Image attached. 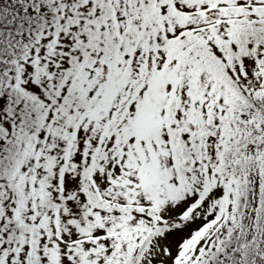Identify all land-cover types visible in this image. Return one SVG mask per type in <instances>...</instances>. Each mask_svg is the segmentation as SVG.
<instances>
[{"label": "snow or ice", "instance_id": "obj_1", "mask_svg": "<svg viewBox=\"0 0 264 264\" xmlns=\"http://www.w3.org/2000/svg\"><path fill=\"white\" fill-rule=\"evenodd\" d=\"M0 264H264V0H0Z\"/></svg>", "mask_w": 264, "mask_h": 264}]
</instances>
